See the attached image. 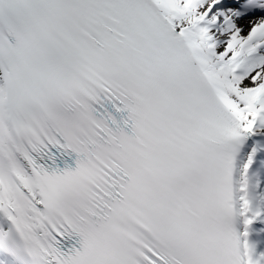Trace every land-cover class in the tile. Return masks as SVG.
<instances>
[{
  "label": "snow or ice",
  "instance_id": "snow-or-ice-1",
  "mask_svg": "<svg viewBox=\"0 0 264 264\" xmlns=\"http://www.w3.org/2000/svg\"><path fill=\"white\" fill-rule=\"evenodd\" d=\"M0 264H264V0H0Z\"/></svg>",
  "mask_w": 264,
  "mask_h": 264
}]
</instances>
